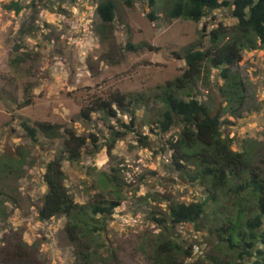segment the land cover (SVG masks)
<instances>
[{
	"label": "rangeland",
	"instance_id": "1",
	"mask_svg": "<svg viewBox=\"0 0 264 264\" xmlns=\"http://www.w3.org/2000/svg\"><path fill=\"white\" fill-rule=\"evenodd\" d=\"M11 1L19 3V12L5 8ZM98 1L0 0V161L25 155L16 173H5L0 187V264H82L78 246L65 231L66 216L40 220L37 215L45 192L43 166L59 153L63 138L37 132L33 141L26 136L22 121L58 123L86 136L80 158L62 162L74 201L86 203L97 195L120 201L104 230L89 244L88 250L96 252L89 264H156L157 249L165 252V246L157 247L163 235L180 247L172 252L174 262L163 264H214L213 258L235 264L205 227L213 215L219 218L232 211L234 198L227 187L219 196L221 205L207 207L197 222L167 223L166 227L156 223V217L167 216L171 201L188 203L206 194L199 184L182 180L169 160L166 140L178 128L159 132L143 124L154 119L157 104L135 110L136 130L147 136L146 145L138 141L136 132L121 125L120 121L129 122L126 112H117L119 121L102 111L85 119L80 109L116 91L151 95L158 85L181 74L185 46L207 45L211 29L219 23L229 27L236 20L224 7L200 21L167 19L164 10L172 0H157L152 8L155 18H151L144 0H113L115 18L99 33ZM127 43L142 46L133 50ZM17 55L22 60L14 65ZM232 71L245 83V102L241 117L224 110L221 130L234 138L233 149L251 154L264 175V46L243 50ZM217 73L212 68L208 78L197 81L195 90L213 110L225 106ZM27 99L30 103L19 108ZM113 131L125 134L108 150ZM90 134L95 135L94 142ZM19 243L24 260L10 257Z\"/></svg>",
	"mask_w": 264,
	"mask_h": 264
},
{
	"label": "trees",
	"instance_id": "2",
	"mask_svg": "<svg viewBox=\"0 0 264 264\" xmlns=\"http://www.w3.org/2000/svg\"><path fill=\"white\" fill-rule=\"evenodd\" d=\"M151 8L149 17L153 15V7L157 0H144ZM229 8L231 16L236 20L227 27L221 23L209 31L208 44L192 43L184 47L182 56L185 67L180 75L158 85V91L151 95L137 93L112 92L107 98L97 97L91 103L80 109L85 119H90L92 112L102 111L109 117L119 121L118 111L129 115L128 124L121 122L126 129L136 132L138 141L146 145V135L136 130L137 116L135 110L150 103H156L154 119L143 121L159 132H167L177 127L176 135L166 140L170 151L169 160L179 171L182 180L199 184L205 191L202 200L188 203L171 201L167 205V216L156 217V223L166 227L181 223H195L206 212L210 205L220 206V194L225 190L231 192L234 198L232 211L223 217H215L206 224L207 230L215 236L221 248L224 247L233 256L235 264H264V175L252 156L246 150L233 149L234 138L221 130V116L226 112L233 117H241L245 102L246 86L232 67L242 59L243 50H251L264 46V0H172L164 10L167 19L183 18L200 21L207 13L218 8ZM5 8L19 12L21 6L15 1L5 5ZM100 19V32L111 26L116 12L113 0H99L95 7ZM96 26V29L99 28ZM142 45L127 43L128 49L135 50ZM22 57L13 58L18 65ZM218 70L222 84L218 85L220 96L225 102L224 108L217 109L200 100L196 93V83L203 76L208 78L211 69ZM203 79V78H202ZM205 80V79H203ZM30 100L23 101L19 108L28 105ZM26 136L35 141L37 132L47 138L62 137V148L53 158L45 162L41 179L45 192L41 204L37 208L40 220H48L54 216L64 215L67 218L65 231L71 242L78 246L77 255L82 264H89L93 253L89 244L95 242V235L104 230L106 220L113 210L119 206L117 199H106L103 195L86 203L74 201L65 184V174L62 169L63 160L75 161L81 156L82 148L87 144L86 136L77 134L74 129L58 123L36 121L34 125L21 123ZM115 136L108 145L113 148L115 140L125 134V131H113ZM94 142L96 137L90 134ZM19 153V158L5 157L0 161V187L4 184L5 173H16L25 161V155ZM1 193V190H0ZM252 200L251 203H246ZM251 204V205H250ZM225 206V205H224ZM90 242V243H89ZM165 246V252L155 253L156 264L162 261L173 263L172 252L180 249L179 245L164 237L159 238L157 247ZM25 252L19 243L12 250L11 258L24 260ZM190 254V252H187ZM95 256V255H94ZM248 258L247 262H244ZM165 259V260H163ZM214 264H231L222 259ZM244 262V263H243Z\"/></svg>",
	"mask_w": 264,
	"mask_h": 264
},
{
	"label": "water",
	"instance_id": "3",
	"mask_svg": "<svg viewBox=\"0 0 264 264\" xmlns=\"http://www.w3.org/2000/svg\"><path fill=\"white\" fill-rule=\"evenodd\" d=\"M203 30H204V27H203Z\"/></svg>",
	"mask_w": 264,
	"mask_h": 264
}]
</instances>
